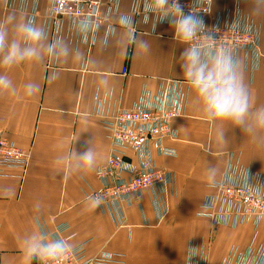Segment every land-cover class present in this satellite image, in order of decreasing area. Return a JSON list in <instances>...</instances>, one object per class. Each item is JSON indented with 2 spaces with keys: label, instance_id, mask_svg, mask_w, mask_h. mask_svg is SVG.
I'll return each mask as SVG.
<instances>
[{
  "label": "crops",
  "instance_id": "1",
  "mask_svg": "<svg viewBox=\"0 0 264 264\" xmlns=\"http://www.w3.org/2000/svg\"><path fill=\"white\" fill-rule=\"evenodd\" d=\"M51 2L29 0L28 9L37 8V26L42 27ZM103 2V10L115 9L110 20L116 29L108 37V47L101 45L107 37L106 26L101 27L91 43L90 35L69 32L65 21L61 41L80 51L82 62L69 60L57 64L49 59L40 65L24 63L11 69L0 68V74L8 75L17 90L15 96H0V132L31 154L24 179L0 178V189L14 190L11 197L0 195V264H21L19 241L36 230L47 233L50 239L67 238L74 247L85 244L88 257L103 252L118 254L109 264H188L193 241L199 250L203 247L208 264H219L233 246L246 249L253 242L263 243L264 218L255 230L251 224L237 227L215 224L197 213L207 196L215 193L208 187L205 169L214 165L219 169L217 180L221 179L234 157L243 166L264 173V146L255 144L240 128L225 125L228 128L225 147L213 156L206 153L215 125L204 118L193 90L184 79L179 57L185 45L175 38L169 21L160 20L159 12L148 13V4L135 5L133 0ZM237 8L259 27L264 53V13L255 14L251 0H240L239 4L237 0H213L208 24ZM9 13L28 17L30 12L9 9L7 0H0V20ZM121 14L132 18L136 37L149 42V51L143 57L135 54L133 45L124 54L115 46L114 41L122 31L116 18ZM239 56L253 107L264 106V56L248 59L243 52ZM53 71L59 72L60 77L49 83L47 77ZM101 78L108 79L107 87L99 84ZM163 81L182 82L187 94L185 115L172 120L178 137L165 139V145L175 149V155L154 154L156 163L174 177L175 184L166 198L167 214L159 219L150 193L145 192L133 206L126 208V226L117 227L99 208L94 212L83 211L91 189L101 185L97 168L106 163L111 147L95 107L98 100L111 98L120 108H130L145 92L156 93ZM29 82L40 87L33 97L23 95L24 85ZM83 129L88 131L80 134ZM85 139H94L99 157L97 166L88 174L73 175L65 182L62 173L54 171L57 146L63 141L81 150ZM37 202L43 207L39 216L33 211ZM31 264L40 261L33 260Z\"/></svg>",
  "mask_w": 264,
  "mask_h": 264
},
{
  "label": "built area",
  "instance_id": "2",
  "mask_svg": "<svg viewBox=\"0 0 264 264\" xmlns=\"http://www.w3.org/2000/svg\"><path fill=\"white\" fill-rule=\"evenodd\" d=\"M109 1L115 4L119 0ZM133 1L135 5L148 4V13L154 12L152 0ZM179 2L185 13L197 11L205 25L215 30L218 46L228 47L237 58L241 52L248 59L264 56L260 29L240 8L228 13L225 18L218 16L209 25L207 17L212 13L213 0ZM7 3L13 10L30 12L28 17L36 23L37 8L29 10V0H7ZM103 3V0H52L42 27L52 41L61 40L65 21L69 24V32L90 35L91 43L95 42L102 26H106V36H112L116 27L110 17L115 9L103 10ZM34 5L37 6V2ZM186 102L187 94L180 81H163L156 93L145 92L130 108H120L111 98L98 100L95 114L106 131L111 147L106 163L97 168L101 185L98 189H91L89 196L103 197L99 209L110 216L117 227L126 226V208L133 206L145 192L150 193L159 219L167 214L166 198L169 188L175 184L174 177L156 163L154 154L175 155V149L167 147L165 139L178 137L172 120L185 115ZM30 157L29 151L0 132V178L24 179ZM208 187L215 193L207 196L201 204L198 216L231 227L251 224L257 230L264 218V173L243 166L233 157L224 176L214 186L208 184ZM117 256L103 252L99 256L88 257L85 244H81L74 247L68 258L59 264H109ZM188 264H208L203 247L199 250L194 241L189 250ZM219 264H264V242H253L246 249L233 246Z\"/></svg>",
  "mask_w": 264,
  "mask_h": 264
},
{
  "label": "clouds",
  "instance_id": "3",
  "mask_svg": "<svg viewBox=\"0 0 264 264\" xmlns=\"http://www.w3.org/2000/svg\"><path fill=\"white\" fill-rule=\"evenodd\" d=\"M239 2L237 0V4ZM251 3L255 14L264 13V0H251ZM152 6L154 11L160 13V20L169 21L175 38L185 45L179 57L182 74L193 90L204 118L215 125V132L205 152L213 156L214 152L225 147V132L228 129L225 125L240 128L255 144L264 146V106L253 107L241 63L233 51L223 45L218 46L215 30L205 25L197 11L185 13L179 0H152ZM116 23L122 31L114 43L121 54L126 53L129 45H133L135 54L143 57L150 45L146 39L136 37L132 18L121 14L116 18ZM109 43L108 37L101 41L103 47H108ZM49 59L57 64H66L69 60L73 63L82 62L84 57L64 41H49L44 28L37 26L30 17L9 13L0 20V68L11 69L24 63L40 65ZM59 77L60 73L53 71L47 79L52 83ZM108 83L107 78L99 81L104 87ZM39 91L38 84L29 82L24 85L23 95L33 97ZM16 93L12 79L6 74H0V96H15ZM86 131L83 129L80 134ZM57 148L58 154L53 161L54 171L56 174L62 173L65 182L73 175H86L97 166L99 157L94 139H85L81 150L67 146L63 141ZM218 175L219 169L214 165L210 164L205 169V179L210 186L216 184ZM0 195L11 197L14 190L5 187L0 189ZM102 204V196H89L85 199L83 211L94 212ZM33 211L37 216L41 215L42 205L35 203ZM19 248L22 253L21 264H31L33 260H39L40 264H59L68 258L74 246L67 238L50 239L45 232L36 230L21 238Z\"/></svg>",
  "mask_w": 264,
  "mask_h": 264
},
{
  "label": "bare ground",
  "instance_id": "4",
  "mask_svg": "<svg viewBox=\"0 0 264 264\" xmlns=\"http://www.w3.org/2000/svg\"><path fill=\"white\" fill-rule=\"evenodd\" d=\"M250 19V18H249ZM42 25V24H41ZM261 39H262V35H261ZM261 45H262V43H261ZM242 55V54H241ZM240 57V56H239Z\"/></svg>",
  "mask_w": 264,
  "mask_h": 264
},
{
  "label": "rangeland",
  "instance_id": "5",
  "mask_svg": "<svg viewBox=\"0 0 264 264\" xmlns=\"http://www.w3.org/2000/svg\"><path fill=\"white\" fill-rule=\"evenodd\" d=\"M10 9V8H9ZM13 10V9H12ZM25 15H27V14H25ZM28 16V15H27Z\"/></svg>",
  "mask_w": 264,
  "mask_h": 264
}]
</instances>
